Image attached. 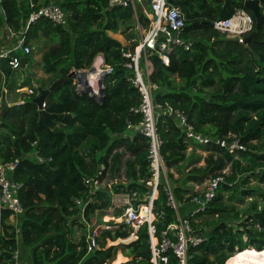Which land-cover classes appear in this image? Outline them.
<instances>
[{
    "label": "trees",
    "instance_id": "16d2710c",
    "mask_svg": "<svg viewBox=\"0 0 264 264\" xmlns=\"http://www.w3.org/2000/svg\"><path fill=\"white\" fill-rule=\"evenodd\" d=\"M38 1L34 0V10L40 8ZM169 1L181 7L186 19L185 37L194 45L190 52L177 50L170 55L169 66L158 56L151 57V83L158 88L154 92L155 102L183 113L196 134L212 141L237 140L246 148L235 159L219 146L205 147L208 157L204 167L190 170L183 182L174 181L177 202L186 203L190 201L184 198L189 194L187 184L223 176L228 170L224 175L226 184L220 186L205 214L216 218L213 222L206 221L205 227L209 229L203 227L209 240L192 252L189 264H237L242 254L264 255V206L258 205L259 201L264 202V190L249 187L253 178L264 184V26L259 30L254 16L245 7L250 0L231 1L229 11L221 9L218 0L215 7L208 5L207 0ZM109 2L60 0L57 4L72 16L67 28L40 20L26 32L27 44H36L42 38L54 44L43 54L41 64L47 75L57 77L48 88L46 111L72 118L55 120V127L59 124L62 131L58 133L40 125L39 110L34 104L36 96L21 108H6L0 116V163L20 160L13 179L23 186L19 194L23 212L16 216L18 227L9 223L12 212L3 210L1 214L0 264H14L17 234L30 250V264H112L118 247L106 249L107 240L116 242L130 237L126 231L110 232L101 227L113 194L126 191L145 194V182L150 177L148 141L135 130L141 117L131 112L140 107L142 97L127 81L131 74L123 67L126 61L123 53L134 52L138 44L134 41L125 48L109 36V33L125 34L123 29L134 32V13L130 9L110 8ZM0 6L1 25L14 33L23 31L34 11L28 1L20 4L16 0H0ZM261 6L264 14V0ZM238 10H245L254 19L255 37L246 44L213 28L214 22L230 19ZM138 17L148 30L150 22L144 13ZM132 39L135 40L127 37ZM14 55L21 56L18 52ZM99 55L115 69L114 75L104 81L102 103L88 94L78 95L71 76L72 70L90 69ZM13 72L16 71L9 67L8 61L0 60V99L4 88L17 93L26 87L10 83ZM176 79L180 82L176 83ZM9 113L31 115L25 129H16L5 122ZM157 128L164 143L162 155L166 166L180 171L190 146L185 134L178 128L177 120L167 115L161 116ZM118 147L129 153L124 164L126 183H114L101 191L98 201L86 207L82 218L75 201L88 197L83 180L94 176ZM37 152L44 163L38 161ZM123 156V153L113 156L115 169ZM169 177L172 180L173 175ZM242 199H250V206L231 220L235 210L226 205L233 201L243 203ZM155 210L166 217L160 226L174 221L175 214L167 207L162 190ZM86 223L98 244V249L91 252L86 236L79 243L74 241L75 228L86 230ZM123 246L131 251L130 256L142 253L147 247L145 230ZM237 250L245 251L237 254ZM138 259L142 260L136 263ZM147 259L148 256L141 255L132 263L147 264Z\"/></svg>",
    "mask_w": 264,
    "mask_h": 264
},
{
    "label": "built area",
    "instance_id": "2783aa9c",
    "mask_svg": "<svg viewBox=\"0 0 264 264\" xmlns=\"http://www.w3.org/2000/svg\"><path fill=\"white\" fill-rule=\"evenodd\" d=\"M22 4L25 1L30 3L31 10H34V0H16ZM110 8L130 9L134 13L135 28L144 31L139 22L138 13H146L149 18V29L141 39L134 52H126L123 57L126 59L123 67L131 75L127 81L140 93L142 104L137 109H132L134 116L141 117V123L135 128L141 136L148 139L147 163L149 166L150 177L145 185L147 192L142 194L135 191L117 193L114 196L111 207L103 218L102 227L106 231H126L130 237L129 242L136 240L138 234L145 230L147 246L150 253L147 264H189L191 254L194 250L206 244L209 240L208 232L203 227H195L198 219L207 212L211 203L217 196V191L222 184H226L225 173L223 176L210 179L206 182L204 190L188 196L193 210L187 215L180 214V206L174 194L173 187L168 179V167L162 155L163 141L158 133V122L161 116H174L178 122V128L185 134V140L193 145L208 147L219 146L228 151L238 159L246 148L239 141L231 143L214 140L196 134L194 128L189 123L188 118L178 110L168 104L157 103L154 100V92L157 87L151 83L153 65L151 57L156 55L165 66H169L170 58L177 50L190 52L194 42L185 37L186 19L182 10L173 5L169 0H110ZM71 14L65 12L59 4L50 3L46 6L34 10L27 21L26 27L20 33L9 30L11 37L16 38L11 49L0 50V60L8 61L9 67L13 71L22 68V61L32 55V48L27 44L26 32L31 25L40 20H47L54 27L67 28L71 21ZM213 28L216 32L230 37H235L243 44L244 38L254 31V20L244 10H238L234 16L226 20L214 22ZM16 52H22L23 56H15ZM114 67L103 63L99 67H92L89 70H72L71 76L74 77V85L78 95L88 94L90 97L102 103L104 95V81L113 76ZM84 74L86 78L83 83L79 81V76ZM18 90L17 94L21 95ZM37 94L35 89H29L18 100L16 106H23L27 99H31ZM7 92H2V97H6ZM46 103L42 105V110H46ZM132 129L131 124L128 125ZM40 163L45 160L35 154ZM113 159V158H112ZM20 160L9 163H0V219L3 210L12 212L14 217L22 214L23 207L19 198L22 185L16 183L13 174L17 170ZM113 164L111 160L108 164H101L97 173L92 177L83 180V186L88 190L87 199L76 200L75 204L81 211V217L86 211V207L96 202L98 194L109 188L114 183L106 185L105 182L110 175ZM118 184V183H117ZM121 185V184H119ZM167 198V207L174 212V221L166 226H160L166 221L162 212L155 210V203L158 201L160 192ZM109 215V216H108ZM88 226L87 243L89 252L98 249L95 240V233L89 231ZM123 240V241H126ZM14 264H23L14 253Z\"/></svg>",
    "mask_w": 264,
    "mask_h": 264
},
{
    "label": "rangeland",
    "instance_id": "374dc122",
    "mask_svg": "<svg viewBox=\"0 0 264 264\" xmlns=\"http://www.w3.org/2000/svg\"><path fill=\"white\" fill-rule=\"evenodd\" d=\"M1 20H3V12H2V9H1V6H0V21ZM122 31L125 32L124 35L116 34V36H114L113 38L120 39L123 42L124 46H126L128 48L131 46L132 42H134V41L139 45L140 42H141V39L146 34V30H144V31L134 30V32H129V31H125V29H123ZM128 36L134 37L135 40L134 41L127 40L126 38ZM52 45H54V44L48 38H42V39L38 40V43H36V44L31 43L30 44V46H31V48H32L33 51H32V55L29 56L28 58L30 60L36 62V65L33 67V69L35 70L36 74L33 72V74H32V80L30 81L31 84H30V82H27V80H26L27 77L23 76L22 80H20V83L17 80V82H18L17 85H19V86L25 85L28 90L29 89H33V86L36 87V88H38L40 86H42L43 88H47V87H49V86L52 85L53 81L57 77L56 76L53 77L51 75L50 76L47 75L43 71V68L41 66V61H42L43 54L48 49H50V47ZM138 45H137V47H138ZM128 52H130V51H128ZM18 54L19 55H22V52H18ZM40 73L42 75H38ZM18 74L19 75H22V73H20V72H18ZM44 76H46L47 79H44ZM175 82L176 83H179L180 81L178 79H176ZM10 83H14V81L12 80V81H10ZM9 92H10V97L9 98H10L11 103L17 102L18 101L17 98L20 97V96H22V95L16 94V91H9ZM5 111L3 110L2 101H1V105H0V116ZM30 117H31V115H28V114H23V115L16 114L15 115L13 113L12 114L9 113V114H7V117H6V119H4V121L7 122L8 124H10L11 126H13V124H14L15 126L18 127V129H25V127L27 126V124L29 122ZM83 149L84 150H87L85 147ZM116 153H119V154L120 153L121 154L123 153L124 156L120 160V164L116 167V169L114 167V160L111 159V162H112L113 166H112V168L110 170V175L108 176V179L105 182L106 185L111 184V183H114V182H116L118 184H125L126 183V178H125V171H126V169H125L124 164L126 163V159L129 157V153H128V151H126L122 147L115 148L114 151H113V153L111 155L114 156ZM207 157H208V154H206L204 150H202V149H200L198 147H195V146H191L190 149H189V151L187 152L186 161L184 162V164L182 165V167L180 169V174H182V180L185 177H187V174L186 173L187 172H190V170L199 169V168L204 167V165L206 163L205 161H206ZM186 169H187V171H186ZM179 178H180V176H179ZM179 178L176 179V182L178 180H181V178L180 179ZM249 187L250 188L259 187L260 189L264 190V184L259 183V181L257 180V178H253L252 179V182L249 184ZM193 194H195V193H193ZM225 198L227 199V196H225ZM242 200H243V203H240L238 201H233V202H230V203H228L226 205L229 208V210H231L232 208H234V210H235L234 213H232V215H231V220L233 219L234 215H236L240 211H244L245 208H247V207L250 206V202H251L250 199H242ZM258 205H260V206L263 207L264 206V202L259 201L258 202ZM215 219L216 218H214V217H210V216L204 215V216H202L199 219L198 224L196 225V227H198V228L199 227H205L206 221L213 222ZM205 228L209 229L208 227H205ZM75 230H76V236H75L76 239H81L83 236H86V234H87L86 233V230L83 229V228L76 227ZM244 240H246V239H244ZM127 243H129V240L119 241V242H117L115 244L108 243L107 246H106V249H108L111 246H114L115 245V246L118 247L119 253L122 252L126 256H130L131 255V251L123 246V245H125ZM250 251H252V249H250ZM257 252H259V251H257ZM236 253L237 254L238 253L242 254L243 252H239L238 251ZM245 254H242V255H245ZM250 254H253L256 257H260L262 260H264V255H261L260 256V255L254 254L253 252H250ZM119 259H121V258L118 257V259L115 261L116 264L122 263V260H125L124 258L121 259V260H119ZM115 262H113V264H115ZM237 264H238V259H237Z\"/></svg>",
    "mask_w": 264,
    "mask_h": 264
},
{
    "label": "crops",
    "instance_id": "0c3cea01",
    "mask_svg": "<svg viewBox=\"0 0 264 264\" xmlns=\"http://www.w3.org/2000/svg\"><path fill=\"white\" fill-rule=\"evenodd\" d=\"M60 0H39L38 1V3H37V5L39 6V7H43V6H46V5H48V4H50V3H57V2H59ZM219 2H221V9H224V10H227V11H229L230 9H231V7H230V2L231 1H233V0H218ZM207 2H208V5H210V6H212V7H215L216 6V3H215V0H207ZM173 5H175V6H178V5H176L175 3H172ZM180 7V6H179ZM181 8V7H180ZM139 13H141V12H139ZM138 13V14H139ZM144 15L147 17V15H146V13H144ZM147 19L149 20V18L147 17ZM135 20V19H134ZM150 24V23H149ZM132 28L134 29V30H136V28H135V24L134 25H132ZM118 34H120V35H124V34H122V33H118ZM109 36L112 38V39H114V40H116V41H118V42H120L123 46H124V44H123V42L120 40V39H117V38H113L114 36H116V34H113V33H109ZM131 37V36H130ZM17 38V37H16ZM16 38H12L11 37V34H10V32H9V30L6 28V26H4V25H1V22H0V50H4V49H11L12 48V46H13V43H15V40H16ZM133 38V37H132ZM127 39V38H126ZM130 41H134L133 39L132 40H130ZM132 44H133V42H132ZM131 44V45H132ZM28 45H30V43L28 44ZM125 48H128V47H126V46H124ZM125 52H128V51H125ZM124 54V53H123ZM21 56H23V55H21ZM102 59L103 60V63H105V60H104V57L102 56V55H99L96 59H95V61H94V63H93V65H92V67H94V66H96L95 65V63H96V61L98 60V59ZM41 64H42V61H41ZM106 64V63H105ZM36 65V62L35 61H32V60H30V59H28V61L25 63V65L23 66V68L21 69V70H18L17 72H13L12 73V75H11V77H10V80L9 81H14V83H15V85L17 86V87H21V86H19V85H17V83L19 82L20 83V80H22V78H23V76H25V77H27V82H30L31 80H32V74H33V72L36 74V72H35V70L33 69V67ZM42 66V65H41ZM91 67V68H92ZM90 68V69H91ZM89 70V69H88ZM18 72H20V73H22V75H19L18 74ZM38 75H42L41 73L40 74H38ZM50 76V75H49ZM16 79H15V78ZM20 77V78H19ZM44 79H47V77L46 76H44ZM17 80H18V82H17ZM30 84H31V82H30ZM50 87V86H49ZM49 87H47V88H43L42 86H40V87H38V88H36V87H34L33 86V89H35L36 91H37V94H36V98L37 97H39L40 96V94H41V92L42 91H49L48 90V88ZM19 90V89H18ZM17 90V91H18ZM28 89H27V87H25V88H22V89H20V93H21V95H23V94H25L26 93V91H27ZM3 91H6L7 92V95H6V102H7V109L8 108H11L12 106H16V104H17V102H14V103H11V101H10V92L7 90V89H3ZM17 94V93H16ZM21 98V96L20 97H18L17 98V100H19ZM28 100H30L29 98L27 99V101ZM26 101V102H27ZM26 104V103H25ZM24 104V105H25ZM23 105V106H24ZM16 107H18V106H16ZM22 107V106H21ZM21 107H18V108H21ZM39 110V109H38ZM68 115V114H67ZM72 117V116H71ZM55 122V121H54ZM13 126H14V128H16V129H18V127L17 126H15L14 124H13ZM12 126V127H13ZM54 128H55V123H54ZM56 128H58V130L60 131V132H62L61 130H60V125L59 124H57L56 125ZM191 146H195V147H198V148H203V150H204V148L205 147H202V146H197V145H193V144H191L190 143V146H189V149H190V147ZM189 149H188V151H189ZM187 151V152H188ZM206 153V152H205ZM206 154H208V153H206ZM113 158V156L112 155H110V157L106 160V162L105 163H102V164H108V161L109 160H111ZM187 158V153H186V157H185V159ZM186 161V160H185ZM184 163H182L181 165H180V167H182V165H183ZM169 171H168V174L167 175H173V178H172V180L170 179V177L168 178L169 179V181H170V183H171V185H172V187H173V190H174V181H176V179H178L179 178V176H180V178H181V180H178V181H180V182H183L182 181V174H180V171H177V170H174V169H172V170H170V169H168ZM186 171H187V169H186ZM228 170H226V172H227ZM188 173V172H187ZM186 173V174H187ZM178 174V175H177ZM179 178V179H180ZM208 180H203V181H199V182H191V183H189V184H187V187H186V190L187 191H189V194H186L185 195V197L184 198H188V196L189 195H193V193H199V192H201L202 190H204V188H205V185H206V182H207ZM182 184V183H181ZM106 190V189H105ZM199 190V191H198ZM198 191V192H197ZM117 193H115V194H113V198H112V201H113V199H114V196L116 195ZM175 194V193H174ZM99 197V196H98ZM98 197H97V200H96V202L98 201ZM94 204V203H93ZM111 205H112V202H111ZM179 206H180V214L181 215H187V214H189L192 210H193V205L190 203V201L189 202H186V203H179ZM107 214H103V216H102V219L106 216ZM109 216V215H108ZM201 218V217H200ZM199 218V219H200ZM199 219L197 220V221H199ZM9 223H10V225H12V226H14V227H18V221H17V218L16 217H12V218H10V220H9ZM198 224V223H197ZM197 224H194V226L196 227V225ZM105 226V224L103 223V220H102V225H101V227H104ZM110 232H115V231H110ZM86 237H87V235H88V226H87V223H86ZM76 230H74V241L76 242V243H79V241H80V239H76ZM119 241H123V240H118V241H116V242H112V241H110V240H107V244L108 243H112V244H115V243H117V242H119ZM130 243V242H129ZM129 243H127V244H129ZM127 244H125V245H127ZM17 245H18V250H17V253H18V256H19V259H20V261L23 263V264H30L31 263V261H30V250H28L25 246H24V244H23V242H22V238H21V236H19L18 234H17ZM107 246V245H106ZM111 247H117V246H111ZM122 256L125 260H122V263H119V264H131L134 260H132L133 258V256L134 255H132V256H126L125 254H123L122 252L121 253H119V251L117 252V256H116V259H115V261L117 260V258H118V256ZM149 256V255H148ZM129 258V259H128ZM119 260H121V259H119ZM142 259H138L137 260V262L136 263H138V262H140ZM114 261V262H115ZM113 264V263H112ZM115 264H116V262H115ZM132 264H134V263H132Z\"/></svg>",
    "mask_w": 264,
    "mask_h": 264
},
{
    "label": "water",
    "instance_id": "95a60500",
    "mask_svg": "<svg viewBox=\"0 0 264 264\" xmlns=\"http://www.w3.org/2000/svg\"><path fill=\"white\" fill-rule=\"evenodd\" d=\"M263 0H250L247 1L245 3V7L252 13V15L254 16L255 20H256V26L259 30H261L264 26V14L262 13V6H261V2ZM255 37V33L253 32L250 37L246 40L243 41V44H246L251 38ZM25 61V59H23L22 61V66H23V62ZM86 78V76L84 74H82L81 76H79V81L81 83H83L84 79ZM49 94V91H42L40 96L37 97L34 100V104H36V106L39 109V124L46 126L50 129H53L55 133L60 132L58 130V128H54V121L57 119H71V115H56V114H50L47 111L42 110V105L45 102L47 96ZM101 94L104 95V92L101 91ZM2 106H3V110L5 111L7 108V102H6V98L4 97L2 99ZM172 118H174V116H172ZM150 253V247H146V249L140 253L138 252L136 255H134L132 258V260L137 259L138 257H140L141 255L143 256H148Z\"/></svg>",
    "mask_w": 264,
    "mask_h": 264
},
{
    "label": "bare ground",
    "instance_id": "6f19581e",
    "mask_svg": "<svg viewBox=\"0 0 264 264\" xmlns=\"http://www.w3.org/2000/svg\"><path fill=\"white\" fill-rule=\"evenodd\" d=\"M102 64L103 60L101 58L98 59L95 63L96 67H99ZM118 257L123 259V257L120 255ZM238 264H264V260H262L260 257H256L253 254L248 253L238 258Z\"/></svg>",
    "mask_w": 264,
    "mask_h": 264
},
{
    "label": "clouds",
    "instance_id": "9594fccd",
    "mask_svg": "<svg viewBox=\"0 0 264 264\" xmlns=\"http://www.w3.org/2000/svg\"><path fill=\"white\" fill-rule=\"evenodd\" d=\"M244 11H245V10H244ZM250 16H251V15H250ZM251 17H252V16H251ZM252 18H253V17H252ZM253 20H254V19H253ZM253 32H254V31H253ZM251 34H252V33H251ZM251 34H250V35H251ZM247 36H249V35H247ZM247 36H245V37H247ZM244 40H245V38H244ZM24 65H25V63H23V66H24ZM23 66H22V68H23ZM22 68H21V69H22ZM21 69H20V70H21ZM17 71H18V70H17ZM35 96H36V95H35ZM33 97H34V96H33ZM103 99H104V98H103ZM45 111H46V110H45ZM135 130L138 131L136 128H135ZM138 132H139V131H138ZM139 134H140V133H139ZM140 136H141V134H140ZM142 137H143V136H142ZM144 138H145V137H144ZM160 138H161V137H160ZM147 141H148V139H147ZM189 145H190V143H189ZM227 152H228V151H227ZM229 154H230V153H229ZM147 156H148V154H147ZM234 158H235V157H234ZM238 159H239V158H238ZM217 192H218V191H217ZM214 200H215V199H214ZM212 203H213V202H212ZM212 203H211V204H212ZM209 208H210V207H209ZM207 212H208V210H207ZM207 212H206V213H207ZM206 213H205V214H206ZM205 214H203L202 216H204ZM202 216H201V217H202ZM249 249H252V248H249ZM244 251H245V250H244ZM244 251H243V252H244ZM263 251H264V250H263ZM260 252H261V251H260ZM235 254H236V253H235ZM235 254H234V255H235ZM234 255H233V256H234ZM232 260H233V257H232Z\"/></svg>",
    "mask_w": 264,
    "mask_h": 264
}]
</instances>
